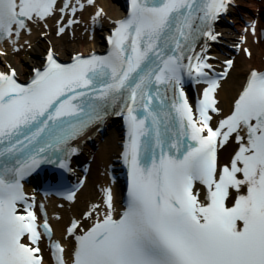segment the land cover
I'll list each match as a JSON object with an SVG mask.
<instances>
[{
	"label": "snow or ice",
	"instance_id": "snow-or-ice-1",
	"mask_svg": "<svg viewBox=\"0 0 264 264\" xmlns=\"http://www.w3.org/2000/svg\"><path fill=\"white\" fill-rule=\"evenodd\" d=\"M71 2L58 8V0H0V41L18 44L30 23L66 15ZM230 5L130 0L128 15L107 37V55H77L63 64L49 50L26 85L11 65L0 72V264H44L40 229L51 241L52 228L46 216L37 223L22 181L44 163L70 170L66 158L76 152L70 141L108 115L126 125L127 206L114 218L108 189L102 218L101 205H93L85 213L96 214L90 227L71 222L70 264H264V72L250 73L231 114L214 126L221 115L216 92L233 61L216 75L208 45L196 51L201 38L217 41L214 25ZM188 82L206 85L194 105ZM230 140L238 148L218 167V148ZM197 184L206 190L203 200ZM74 197L69 191L65 198ZM50 247L55 264H69L59 242Z\"/></svg>",
	"mask_w": 264,
	"mask_h": 264
},
{
	"label": "bare ground",
	"instance_id": "bare-ground-1",
	"mask_svg": "<svg viewBox=\"0 0 264 264\" xmlns=\"http://www.w3.org/2000/svg\"><path fill=\"white\" fill-rule=\"evenodd\" d=\"M99 5L104 8V14L106 16H111L113 18H119L122 14L121 10L116 4L109 2L108 0H100ZM238 5L242 7L244 10L241 12L242 17L247 21H253L256 17H258V12L260 10H264V0H238ZM96 8H91L88 16H90ZM92 12V13H91ZM239 10L233 9V18L237 23V29L241 30V26L243 24L242 20L237 16ZM260 18V17H259ZM51 22H39L36 28L33 29V34L27 37V40L33 44L34 51L27 52L23 51L20 55H13L11 52H8L5 58H2L5 62L10 63L13 67H16L19 74L24 76L29 71L30 63H36L37 59H35L34 55L39 54L42 47L47 46V41L41 40L37 37L36 33L47 32V40L57 48L60 55L62 57L67 56V52L69 50H75L76 48H81L82 50L88 51L90 48L95 47V42H91L88 44V47L85 48L83 41L81 38H77V40L70 39L69 36L65 35L62 38L55 37L50 31L45 29V24ZM38 28L41 31H37ZM220 31L223 32L224 39H232L236 38L238 35L231 30L226 28H219ZM21 46V45H20ZM252 47V57L250 60L246 59L243 55L238 59V64L232 69L229 77L224 82L221 90L219 91V98L221 99V108L225 110V114L230 110L232 105V99L236 96L238 90L240 89V85L243 84L244 75L249 71L250 68L253 67H264V42L259 43V45H254L251 43ZM75 52V51H74ZM108 136L106 138L105 143L102 144V149L100 151V159H97L94 164V171L92 172L90 178L87 181L84 189L77 195V198L73 200L69 204H65L63 209L56 208V204H52V212L51 216L56 226V232L59 236H64L66 232V228L73 217H80L83 212L92 209V205L95 201H99L101 195L94 188V183L101 182L104 180L103 177L99 176L98 168L100 167L101 160L103 159L105 162H108L109 153L115 151L116 141L118 140V133L116 130V126L110 127L107 132ZM231 143H228L227 146L223 148V151L227 149V147ZM235 144L232 145L234 148ZM244 188L241 189L243 192ZM44 264H50L48 260L44 261Z\"/></svg>",
	"mask_w": 264,
	"mask_h": 264
}]
</instances>
